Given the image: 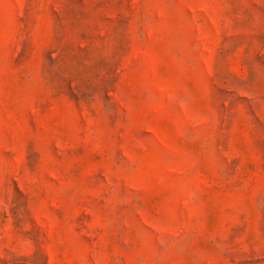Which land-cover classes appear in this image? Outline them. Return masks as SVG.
Listing matches in <instances>:
<instances>
[{"label":"rangeland","instance_id":"rangeland-1","mask_svg":"<svg viewBox=\"0 0 264 264\" xmlns=\"http://www.w3.org/2000/svg\"><path fill=\"white\" fill-rule=\"evenodd\" d=\"M0 264H264V0H0Z\"/></svg>","mask_w":264,"mask_h":264}]
</instances>
